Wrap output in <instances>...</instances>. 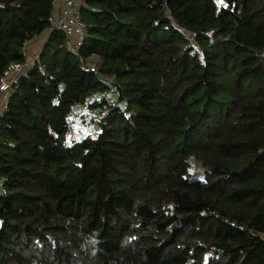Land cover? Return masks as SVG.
<instances>
[{
    "label": "trees",
    "instance_id": "obj_1",
    "mask_svg": "<svg viewBox=\"0 0 264 264\" xmlns=\"http://www.w3.org/2000/svg\"><path fill=\"white\" fill-rule=\"evenodd\" d=\"M77 6L74 55L54 0H0V79L51 30L0 114V264H264V0Z\"/></svg>",
    "mask_w": 264,
    "mask_h": 264
},
{
    "label": "built area",
    "instance_id": "obj_2",
    "mask_svg": "<svg viewBox=\"0 0 264 264\" xmlns=\"http://www.w3.org/2000/svg\"><path fill=\"white\" fill-rule=\"evenodd\" d=\"M78 0H54L55 9L49 22L53 28L63 34L65 38L66 50L74 55L78 53L84 39V26L80 20V12L77 6ZM34 60V59H33ZM30 63L15 64L10 66L0 79V97L7 94L15 87L26 67ZM85 73H96L93 67H84ZM98 98L97 94L92 99ZM91 98L84 101V104L72 108L68 117V124L65 132L63 143L71 145L80 141V133L76 129V121L81 120L86 126L91 127L88 132L90 138L97 137V126L106 116L103 111L88 109ZM107 103L113 104V99L108 98Z\"/></svg>",
    "mask_w": 264,
    "mask_h": 264
},
{
    "label": "crops",
    "instance_id": "obj_3",
    "mask_svg": "<svg viewBox=\"0 0 264 264\" xmlns=\"http://www.w3.org/2000/svg\"><path fill=\"white\" fill-rule=\"evenodd\" d=\"M50 35H51V30H48L46 32L44 31L35 42L30 43L25 47L28 63H31L33 59L36 56H38L39 52L46 45ZM5 98H4V103H5ZM2 104L3 102L0 101V114L2 113Z\"/></svg>",
    "mask_w": 264,
    "mask_h": 264
},
{
    "label": "rangeland",
    "instance_id": "obj_4",
    "mask_svg": "<svg viewBox=\"0 0 264 264\" xmlns=\"http://www.w3.org/2000/svg\"><path fill=\"white\" fill-rule=\"evenodd\" d=\"M46 31H48V30H46ZM46 31H45V32H46ZM31 63H32V62H31ZM4 98H5V96L0 97V101L3 102V104H2V111L4 110V106H3V105H5V103H4ZM198 175H200V174H198Z\"/></svg>",
    "mask_w": 264,
    "mask_h": 264
}]
</instances>
